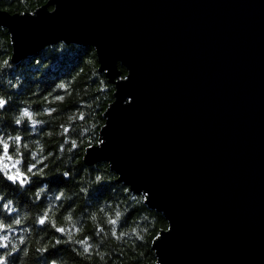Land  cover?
Listing matches in <instances>:
<instances>
[{
    "label": "water",
    "instance_id": "obj_1",
    "mask_svg": "<svg viewBox=\"0 0 264 264\" xmlns=\"http://www.w3.org/2000/svg\"><path fill=\"white\" fill-rule=\"evenodd\" d=\"M0 29L12 65L93 50L114 94L83 164L165 219L155 264H264V0H49Z\"/></svg>",
    "mask_w": 264,
    "mask_h": 264
},
{
    "label": "trees",
    "instance_id": "obj_2",
    "mask_svg": "<svg viewBox=\"0 0 264 264\" xmlns=\"http://www.w3.org/2000/svg\"><path fill=\"white\" fill-rule=\"evenodd\" d=\"M48 1L0 0V10L10 15L33 14ZM11 54L10 38L6 30L0 29V63H10ZM37 56L40 57L39 64L30 68L34 74L25 80L19 90L15 86L6 87L0 83V95L6 96L10 101L8 107L0 112V135L21 137L19 152L16 145L9 143L6 148L0 145V156L7 152L10 160L19 158L21 161L19 165L10 166L9 176L21 179L22 182L31 179L27 191L20 194L7 177L0 174V192L5 193L7 198L15 199L18 207L32 214L26 225L18 227L30 229L33 252L36 242H40L47 248L48 258L60 257L61 264H155L150 247L159 232L167 230L165 219L161 214L149 211L143 205L142 196L131 195L123 185L114 183L117 177L109 171L106 163L93 167L83 164L85 150L99 145L98 133L104 126L102 116L112 104L114 94L113 87L107 83L104 75L98 74L93 50L58 44L23 61L31 65L32 59ZM14 66L20 69L19 63ZM118 71L124 79V69L118 67ZM25 105L32 106L40 114V118L47 121L38 135L31 134L27 126L17 128L13 125L14 112ZM44 107L55 111L50 115L43 114L41 110ZM34 140H40L44 144V151L35 160L32 158L35 145L31 143ZM29 168L32 169L31 173ZM64 172H68L71 178L65 180ZM96 175L104 178L102 187L92 186L99 190L98 196L86 200L75 195L82 184L94 179ZM43 183L50 186L49 191L66 190L72 197L55 202L52 214L57 227L63 228L64 217L71 212L78 219V226L83 229L79 238L87 236L94 243H99L98 227L88 220L89 214H95L100 208L111 210V207L118 206L124 210L118 233L140 231L143 239L133 236L120 243L106 240L100 245L101 251L105 253L103 261L95 255L91 258L80 256L74 250L75 246L69 243L53 247L55 240H63L64 236L57 231V227L36 221V215L40 216L41 221L47 220V205L43 199L34 203L31 198L32 193ZM133 196L136 197L135 200ZM100 224L107 229L103 217ZM37 259L33 255L26 259L25 264H36ZM17 264H20L19 260Z\"/></svg>",
    "mask_w": 264,
    "mask_h": 264
},
{
    "label": "clouds",
    "instance_id": "obj_3",
    "mask_svg": "<svg viewBox=\"0 0 264 264\" xmlns=\"http://www.w3.org/2000/svg\"><path fill=\"white\" fill-rule=\"evenodd\" d=\"M51 47V45H49ZM77 47H79L77 45ZM44 54V52H43ZM39 56L32 59L31 65L26 64L23 60L19 62L20 69L16 66L5 61L0 63V83L6 87L15 86L16 90L24 84L25 80L28 79L32 73L31 67L37 66L40 62ZM40 58V57H39ZM35 61V63H33ZM9 99L0 95V112H3L9 105ZM55 109H49L44 107L41 113L50 115ZM13 125L17 128H23L27 126L30 133L38 135L39 130L47 123L45 119L40 118V114L30 105L20 106L13 114L12 117ZM21 137L19 136H4L0 135V145L5 148L9 143L17 146V152H19ZM35 145L33 150L32 158L37 159L38 154L44 151V144L40 140L31 141ZM103 143V142H102ZM27 146V145H26ZM75 147V145H73ZM63 153V147L61 148ZM21 161L19 158L10 160L7 152L0 156V174H3L11 182L12 186L17 189L20 194L27 191L28 186L31 184V179H25L24 182L18 183L16 180L10 179L8 173L10 166L19 165ZM28 171L31 173L32 169ZM65 180L70 179L68 172L63 173ZM103 176L96 175L94 179L84 183L80 186L79 191L75 193L86 200H92L94 196H98L99 190L93 188V185L103 186ZM49 185L47 183L41 184L36 188L35 192L32 193V201L34 203L39 202L41 199L46 202L45 212L47 214V220L43 223L50 224L57 227L53 216V206L57 201H63L65 199H71L72 197L66 192V190L53 189L49 191ZM142 195L147 198L148 193L143 191ZM51 198V199H49ZM134 200L135 196L132 197ZM32 216L26 209H22L17 206V201L13 198H7L6 194L0 192V264H17L19 260L20 264H25L27 258L36 255L38 257L36 264H61V258L56 257L49 259L47 255V248L40 242H36L35 252L32 251L31 244V231L28 227H18L26 225L27 221ZM124 216V210H121L118 206L111 207V210L100 208L95 214H89L88 220L98 227L97 237L99 243H94L91 237H84L80 239V234L83 231L82 227L78 226L79 221L74 218L72 213L69 212L65 217V225L63 228L57 227V231H60L64 236V239L57 238L55 240L56 245L62 243H69L74 247L78 254L85 258H91L94 255L98 256L101 261L105 258V253L101 251L100 245L106 240H114L116 243H120L125 238L131 239L135 236L138 239H143V235L140 231L134 232H123L118 233V226ZM101 217H103L104 225H107V229L100 224ZM35 219L37 222L42 223L40 216L36 215ZM42 223V224H43Z\"/></svg>",
    "mask_w": 264,
    "mask_h": 264
},
{
    "label": "snow or ice",
    "instance_id": "obj_4",
    "mask_svg": "<svg viewBox=\"0 0 264 264\" xmlns=\"http://www.w3.org/2000/svg\"><path fill=\"white\" fill-rule=\"evenodd\" d=\"M9 178H10V179H15V177H12V176H10ZM41 222L43 223V221H41Z\"/></svg>",
    "mask_w": 264,
    "mask_h": 264
}]
</instances>
